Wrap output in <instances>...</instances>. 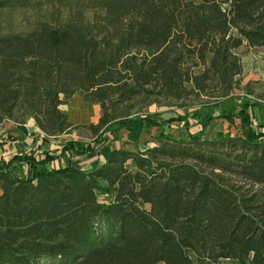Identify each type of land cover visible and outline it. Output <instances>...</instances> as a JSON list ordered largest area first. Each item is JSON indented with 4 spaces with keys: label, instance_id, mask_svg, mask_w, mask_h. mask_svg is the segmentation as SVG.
<instances>
[{
    "label": "trees",
    "instance_id": "16d2710c",
    "mask_svg": "<svg viewBox=\"0 0 264 264\" xmlns=\"http://www.w3.org/2000/svg\"><path fill=\"white\" fill-rule=\"evenodd\" d=\"M97 1L91 20L0 34V124L18 132L0 141L14 150L0 157V264H264V131L246 128L247 105L239 136L204 139L206 116L188 140L97 151L132 120H180L140 116L151 105L229 97L236 50L264 51V0ZM76 93L100 108L92 142L44 151L81 127L60 109Z\"/></svg>",
    "mask_w": 264,
    "mask_h": 264
},
{
    "label": "rangeland",
    "instance_id": "374dc122",
    "mask_svg": "<svg viewBox=\"0 0 264 264\" xmlns=\"http://www.w3.org/2000/svg\"><path fill=\"white\" fill-rule=\"evenodd\" d=\"M98 5L101 4L97 0H7V5L0 8V34L26 32L39 22H63L75 19L80 13L84 19L91 20L95 13L102 14ZM236 54L241 59L243 72L238 78L236 89L229 97L214 103H204L202 98L189 97L172 106L151 105L143 109L141 112L143 115L140 116L150 115L154 122H160L161 117L177 116L180 120L172 121L170 124L149 126L146 122L137 119L120 125L116 130L104 134L103 142L97 148L101 158L105 157L106 160L115 150L142 152L157 145L164 137L188 140V137L201 131L206 116L215 118L207 122L202 132L204 139L214 140L226 135L239 136L241 134L240 117L236 114L246 105V111L250 117V125L246 128L263 132L264 51L259 48L240 47L236 50ZM60 108L64 114L66 113L69 121L81 127L71 133L48 138L43 143V150L49 151V148L52 149L69 140L91 143L92 138L83 126L98 120L100 108L96 104L87 105L81 93H76ZM225 116H230V119ZM25 129L31 137H37L40 134L31 118H28ZM17 134L12 123L0 124V141L5 140L8 135L16 136ZM13 151L12 148L7 147V144H4L0 146V157L7 160ZM88 168L89 164L85 163L84 169ZM224 264H235V262L226 261Z\"/></svg>",
    "mask_w": 264,
    "mask_h": 264
},
{
    "label": "crops",
    "instance_id": "0c3cea01",
    "mask_svg": "<svg viewBox=\"0 0 264 264\" xmlns=\"http://www.w3.org/2000/svg\"><path fill=\"white\" fill-rule=\"evenodd\" d=\"M251 49V48H250ZM76 95V94H75ZM75 95H73L72 97H74ZM98 106V105H97ZM98 108H99V106H98ZM61 109V108H60ZM66 114V113H65ZM68 117V116H67ZM98 118H99V116H98ZM70 119V118H69ZM71 120V119H70ZM27 136L30 138L31 136H30V134L29 133H27ZM99 157H101V155L99 156ZM102 159V161L104 162L105 161V157H102L101 158ZM104 159V160H103ZM98 163L100 164V161H98ZM91 166H93V163L91 164H89V168L91 167Z\"/></svg>",
    "mask_w": 264,
    "mask_h": 264
}]
</instances>
